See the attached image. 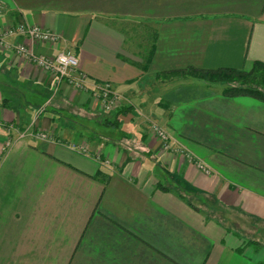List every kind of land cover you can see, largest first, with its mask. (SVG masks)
Returning a JSON list of instances; mask_svg holds the SVG:
<instances>
[{
    "label": "crops",
    "instance_id": "crops-1",
    "mask_svg": "<svg viewBox=\"0 0 264 264\" xmlns=\"http://www.w3.org/2000/svg\"><path fill=\"white\" fill-rule=\"evenodd\" d=\"M0 4V33L26 22L61 37L10 41L74 52L130 102L106 112L0 47V264H264L250 229L264 227V102L166 75L264 62V0ZM152 121L184 152L165 150ZM26 128L50 138L7 145Z\"/></svg>",
    "mask_w": 264,
    "mask_h": 264
},
{
    "label": "built area",
    "instance_id": "built-area-1",
    "mask_svg": "<svg viewBox=\"0 0 264 264\" xmlns=\"http://www.w3.org/2000/svg\"><path fill=\"white\" fill-rule=\"evenodd\" d=\"M11 36H25L32 43L56 44L61 39L58 33L44 29L39 25L20 22L16 26L7 27L0 33V47L13 52L16 56L48 73L54 79L56 90L63 83H67L77 90L88 92L106 112L116 111L130 103L110 81L97 80L82 70L80 59L74 52L64 50L53 56L39 54L33 46L27 43L10 41L9 37ZM151 129L153 134L163 142L165 150H172L176 153L184 152L181 147L172 144L169 132L159 123L152 121ZM29 136L38 139L50 138L46 132L26 128L22 131L19 130L16 138H9L7 145L12 146L16 141ZM199 166L206 172H210L203 163L200 162Z\"/></svg>",
    "mask_w": 264,
    "mask_h": 264
},
{
    "label": "trees",
    "instance_id": "trees-1",
    "mask_svg": "<svg viewBox=\"0 0 264 264\" xmlns=\"http://www.w3.org/2000/svg\"><path fill=\"white\" fill-rule=\"evenodd\" d=\"M146 38L149 46L145 65H148L156 51V36ZM143 45V42L141 43ZM166 75L171 76H192L210 82H224L227 87L224 93L231 97L252 96L264 102V62L255 61L249 70H240L232 67L218 69H202L188 67L182 70L170 71ZM122 109L120 112H125Z\"/></svg>",
    "mask_w": 264,
    "mask_h": 264
},
{
    "label": "rangeland",
    "instance_id": "rangeland-1",
    "mask_svg": "<svg viewBox=\"0 0 264 264\" xmlns=\"http://www.w3.org/2000/svg\"><path fill=\"white\" fill-rule=\"evenodd\" d=\"M135 37V43L136 44H141L142 42H143V44H144V42H145V39H144V36H134ZM148 43V42H147ZM29 137H32V136H29ZM26 138H28V137H26ZM25 138V139H26ZM264 228V227H263ZM262 227L260 228V227H254V228H251L250 227V229L252 230V231H254V230H257V232H255V233H252L253 235H255L254 237H252V238H255V239H260L262 242V246H263V248H264V229H263ZM257 258H259V259H264V251H262V253H260L258 256H257Z\"/></svg>",
    "mask_w": 264,
    "mask_h": 264
}]
</instances>
